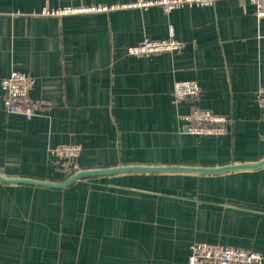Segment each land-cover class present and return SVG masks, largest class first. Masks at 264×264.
Listing matches in <instances>:
<instances>
[{
    "label": "crops",
    "instance_id": "0c3cea01",
    "mask_svg": "<svg viewBox=\"0 0 264 264\" xmlns=\"http://www.w3.org/2000/svg\"><path fill=\"white\" fill-rule=\"evenodd\" d=\"M156 1V0H146ZM137 0H0V177L61 185L79 171L120 167L215 169L264 160V17L247 0H211L91 13ZM172 29L181 51L128 48ZM33 80L41 104L25 119L3 105L11 72ZM229 117L221 136L190 134L192 103ZM78 145L77 170L49 148ZM264 254V165L219 173L120 171L64 187L0 180V264H186L192 243Z\"/></svg>",
    "mask_w": 264,
    "mask_h": 264
},
{
    "label": "built area",
    "instance_id": "2783aa9c",
    "mask_svg": "<svg viewBox=\"0 0 264 264\" xmlns=\"http://www.w3.org/2000/svg\"><path fill=\"white\" fill-rule=\"evenodd\" d=\"M247 1L256 7L257 17H264V0ZM211 3V0H137L132 5L79 7L66 9L64 13H91L126 7L143 8L150 6H157L164 13H169L183 6L198 5L203 7ZM182 47L183 44L175 38L173 30L170 29L166 39H143L130 46L128 53L132 56L144 57L161 53L179 52ZM32 86L33 80L28 75L20 72L13 71L2 79L3 105L7 113L21 115L28 120L36 115L41 104L30 98L29 92ZM199 93L200 88L194 81H178L173 86L171 96L175 104L178 105L182 102L192 103L189 113L183 117L187 122L186 131L190 134L204 136L224 135L230 123L229 117L215 114L208 109L194 105L193 103L198 98ZM256 99L264 115V86L259 87L257 90ZM79 152V146L72 144L49 148V155L53 164L66 173L76 172V158ZM186 264H264V254L218 244L195 242L189 246Z\"/></svg>",
    "mask_w": 264,
    "mask_h": 264
},
{
    "label": "water",
    "instance_id": "95a60500",
    "mask_svg": "<svg viewBox=\"0 0 264 264\" xmlns=\"http://www.w3.org/2000/svg\"><path fill=\"white\" fill-rule=\"evenodd\" d=\"M264 165V160L259 161L254 164H240V165H230L215 169H208V168H194V167H120V168H113V169H105V170H93V171H79L71 176L65 183L61 185H54L49 183H44L40 181H31V180H23V179H16V180H7L0 177L1 181L6 182H23V183H30L34 185H43V186H51V187H64L71 182L88 175L93 174H105V173H114L120 171H157V172H196V173H219V172H226L232 170H239V169H254Z\"/></svg>",
    "mask_w": 264,
    "mask_h": 264
}]
</instances>
